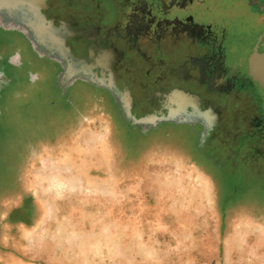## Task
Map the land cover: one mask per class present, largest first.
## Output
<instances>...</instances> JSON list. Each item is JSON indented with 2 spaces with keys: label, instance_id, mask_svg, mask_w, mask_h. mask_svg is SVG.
Instances as JSON below:
<instances>
[{
  "label": "rangeland",
  "instance_id": "obj_1",
  "mask_svg": "<svg viewBox=\"0 0 264 264\" xmlns=\"http://www.w3.org/2000/svg\"><path fill=\"white\" fill-rule=\"evenodd\" d=\"M43 3L0 0V27L21 32L0 38V264H264V167L226 164L199 124L173 122L180 107L173 121L151 98L135 110V69L75 78L70 53L39 56L65 55L46 47L61 34L40 24ZM60 3L77 23L99 13ZM192 13L224 28L231 52L264 33V0Z\"/></svg>",
  "mask_w": 264,
  "mask_h": 264
},
{
  "label": "flooded vegetation",
  "instance_id": "obj_2",
  "mask_svg": "<svg viewBox=\"0 0 264 264\" xmlns=\"http://www.w3.org/2000/svg\"><path fill=\"white\" fill-rule=\"evenodd\" d=\"M44 1L40 11L45 23L61 34L64 48L77 60L99 74H112L117 67L141 74L135 110L142 111L151 98L167 118L177 107L185 114L210 113L214 121L208 125L171 121L199 124L201 136L226 164L243 168L255 161L264 167V109L254 96L264 88L252 75L264 67V33L256 45L241 43L239 51L231 52L235 39L228 42L224 28L193 16L192 10L203 8L205 0H66L84 6L93 2L99 9L94 21L83 13L79 23L60 16L61 0ZM18 32L0 27V38L12 39Z\"/></svg>",
  "mask_w": 264,
  "mask_h": 264
},
{
  "label": "water",
  "instance_id": "obj_3",
  "mask_svg": "<svg viewBox=\"0 0 264 264\" xmlns=\"http://www.w3.org/2000/svg\"><path fill=\"white\" fill-rule=\"evenodd\" d=\"M36 13H37V18L40 19V24L44 25L48 29H52L50 27V25L45 23L44 18L40 14V10L36 11ZM25 37L30 42L28 37L27 36H25ZM55 46L57 47V49H59L62 52V54L64 53L66 56L63 55V57L60 58L58 55H55V54H40V53L38 54L37 52L36 53L39 56H41V57L42 56H45V57L47 56V57L55 59V60H57L59 62L67 63V60L71 59V57H70V54L68 53V50L66 48H64V46H63V37H61V36L59 37V39L56 42ZM79 66L81 68L83 67V69H84V72L82 73L83 75L87 76V75L90 74V69H91L90 66H87L86 64L82 63L79 60L73 59L71 61V63L69 64V66H68L69 75H72L75 78L79 77V76H75V71H74V70H80ZM252 75H253L254 79L257 80L264 87V67H260V68L256 69L255 71L252 72Z\"/></svg>",
  "mask_w": 264,
  "mask_h": 264
},
{
  "label": "bare ground",
  "instance_id": "obj_4",
  "mask_svg": "<svg viewBox=\"0 0 264 264\" xmlns=\"http://www.w3.org/2000/svg\"><path fill=\"white\" fill-rule=\"evenodd\" d=\"M46 37V38H45ZM44 38L45 39H47L46 40V42H47V45H46V47L48 48V49H50V48H55L54 47V45H55V37H53V36H50V35H47V36H45ZM184 114V117H180L179 119H178V121H184V120H188V119H190V120H194V121H200V120H203V124H204V119H206L207 118V114H205V113H197V112H192V113H190V114H185V113H183ZM204 115V116H203ZM168 119H170V120H173V117H172V114L170 113V111H169V114H168ZM175 120V119H174Z\"/></svg>",
  "mask_w": 264,
  "mask_h": 264
}]
</instances>
